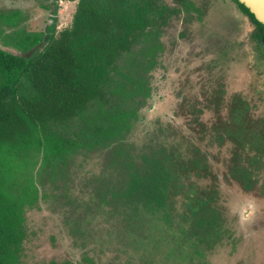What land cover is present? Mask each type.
Returning a JSON list of instances; mask_svg holds the SVG:
<instances>
[{
    "label": "trees",
    "instance_id": "obj_1",
    "mask_svg": "<svg viewBox=\"0 0 264 264\" xmlns=\"http://www.w3.org/2000/svg\"><path fill=\"white\" fill-rule=\"evenodd\" d=\"M68 1H76L71 23L58 30L4 34L26 19L0 11V39L18 50L0 46V264H152L154 240L176 243L171 264H208L219 250L245 255L241 212L253 201L264 213V119L256 117L264 87L250 86L252 77L233 89L229 58L217 57L200 82L180 77L166 120L149 125V86L123 61L142 44L143 68L152 69L156 42L190 13L189 0ZM234 2L262 45L264 25ZM93 159L96 171L80 175ZM40 201L62 208L79 258L27 261Z\"/></svg>",
    "mask_w": 264,
    "mask_h": 264
},
{
    "label": "rangeland",
    "instance_id": "obj_2",
    "mask_svg": "<svg viewBox=\"0 0 264 264\" xmlns=\"http://www.w3.org/2000/svg\"><path fill=\"white\" fill-rule=\"evenodd\" d=\"M49 2L50 0H0V11L18 9L25 14L26 19L25 23H20L15 28L3 26L4 34L16 29L26 30L29 27L42 32L47 24H55L57 30L69 25L76 1L58 0L55 6L50 5ZM166 2L169 5L173 4L172 0ZM50 6L56 7V13H52ZM189 9L190 13L182 10L178 17L173 18L170 26L174 25V27L167 29L156 42L159 44L158 49L161 50L156 53V63L152 69L145 71L143 68L147 49L142 44H137L133 49L134 53L123 61L124 67L126 65L129 67H126V70L131 77L140 75L146 79L145 83L149 86L148 102L142 108L149 125L153 119L166 120L170 113L168 98L173 95V91L179 89V78L200 82L217 57L228 56L230 61L226 62L224 69L230 75L228 82L233 89L240 90L243 88V80L247 79L248 82L252 77L250 86L264 87V43L260 45L251 42L248 34L252 30V25L237 3L234 0H189ZM0 46L18 52L11 44L4 45L1 39ZM226 47L228 48L225 50ZM252 51L253 59L251 62L248 60L246 70L240 71L239 67L245 58H251ZM214 64L211 67H215ZM214 71L215 76L218 77L221 67L214 68ZM256 117L264 119V109L261 106L256 110ZM72 129H75V126H72ZM96 164V159L89 160L84 164L83 171L78 173L87 176L96 171ZM247 204L250 207L247 206L240 216L239 229L241 228L244 236L240 238L239 243L241 245L250 243L249 251L239 256L235 254V250L229 257V252L219 250L210 258L208 264H264V242L258 239V235H264V213L256 212L252 207L253 201ZM236 211L235 206L231 205L228 208L233 219L237 215ZM62 218L61 207L53 209L43 201H40L39 207L30 213V219L37 233L27 251L28 262L48 259L52 254H68L79 258V253L73 247V240L68 237ZM236 225L233 220L231 226L235 228ZM154 243L155 253L151 256L152 264H171L177 261L176 256L172 255L177 252L176 243L166 241L160 244L155 240ZM183 247L182 245L179 251H182Z\"/></svg>",
    "mask_w": 264,
    "mask_h": 264
},
{
    "label": "water",
    "instance_id": "obj_3",
    "mask_svg": "<svg viewBox=\"0 0 264 264\" xmlns=\"http://www.w3.org/2000/svg\"><path fill=\"white\" fill-rule=\"evenodd\" d=\"M264 25V0H238Z\"/></svg>",
    "mask_w": 264,
    "mask_h": 264
}]
</instances>
